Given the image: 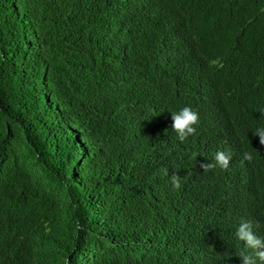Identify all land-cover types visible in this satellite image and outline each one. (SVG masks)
Instances as JSON below:
<instances>
[{
    "label": "trees",
    "instance_id": "obj_1",
    "mask_svg": "<svg viewBox=\"0 0 264 264\" xmlns=\"http://www.w3.org/2000/svg\"><path fill=\"white\" fill-rule=\"evenodd\" d=\"M181 3L200 33L186 73L216 75L220 112L250 117L264 103V0H158ZM154 7L0 0V264H229L235 221L264 225V197L260 212L229 194L167 122L156 86L178 73L163 65L176 51ZM251 68L258 88L240 76ZM242 121L227 131L250 146L264 113ZM254 187L264 195V170Z\"/></svg>",
    "mask_w": 264,
    "mask_h": 264
},
{
    "label": "clouds",
    "instance_id": "obj_2",
    "mask_svg": "<svg viewBox=\"0 0 264 264\" xmlns=\"http://www.w3.org/2000/svg\"><path fill=\"white\" fill-rule=\"evenodd\" d=\"M155 7L151 22L162 31V41L168 48L175 49L176 56L163 62L178 73L161 79L156 86V99L165 110L167 122L180 141L190 139L197 149L202 150L214 162L201 163L200 167H221L220 178L225 189L239 200L251 204L252 199L264 197L254 187V182L264 170V126L253 130L254 142L247 146L233 142L227 131L228 118L236 116L244 124L253 125L264 113V103L247 117L245 108L233 112L226 107L223 112L225 92L218 93L224 82L214 74L208 76L188 75L186 63L193 44L200 43V33L196 22L184 4H159L149 0ZM158 7V8H157ZM159 9V12H158ZM241 73L246 84L258 88L261 84L258 72L251 68ZM230 177V178H228ZM172 184L181 187L180 179L173 174ZM260 200L254 209L263 211ZM232 233L238 245L229 264H264V225L250 213L240 216L234 223Z\"/></svg>",
    "mask_w": 264,
    "mask_h": 264
},
{
    "label": "bare ground",
    "instance_id": "obj_3",
    "mask_svg": "<svg viewBox=\"0 0 264 264\" xmlns=\"http://www.w3.org/2000/svg\"><path fill=\"white\" fill-rule=\"evenodd\" d=\"M263 197H259V199H257V200H260V199H262ZM257 200H255V201H257Z\"/></svg>",
    "mask_w": 264,
    "mask_h": 264
}]
</instances>
